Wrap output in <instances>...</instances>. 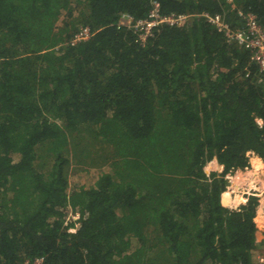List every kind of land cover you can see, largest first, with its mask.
<instances>
[{"label":"trees","instance_id":"obj_1","mask_svg":"<svg viewBox=\"0 0 264 264\" xmlns=\"http://www.w3.org/2000/svg\"><path fill=\"white\" fill-rule=\"evenodd\" d=\"M158 1L191 17L141 43L119 22L152 0H0V264H259V196L228 177L264 160V85L203 15L264 24V0ZM73 152L98 171L70 180Z\"/></svg>","mask_w":264,"mask_h":264},{"label":"built area","instance_id":"obj_2","mask_svg":"<svg viewBox=\"0 0 264 264\" xmlns=\"http://www.w3.org/2000/svg\"><path fill=\"white\" fill-rule=\"evenodd\" d=\"M233 1V0H229ZM152 10L148 18L136 21L132 15L124 14L119 23L133 28L139 33L138 41L145 43L153 35L154 29L161 24L170 26L182 25L191 16L161 14V3L158 0H152ZM214 27L221 32L228 42H235L240 47L249 52L251 61L259 69V83L264 85V24L260 23L253 11H236L238 21L231 23L226 14L203 15ZM193 17V16H192ZM121 27V25H120ZM91 30L88 27L81 28L71 39L72 46L89 39ZM259 264H264V253L257 256ZM43 257L27 258L21 264H44Z\"/></svg>","mask_w":264,"mask_h":264},{"label":"rangeland","instance_id":"obj_3","mask_svg":"<svg viewBox=\"0 0 264 264\" xmlns=\"http://www.w3.org/2000/svg\"><path fill=\"white\" fill-rule=\"evenodd\" d=\"M85 155H82L81 157H80V155H79V153L78 152H76V153H72L71 154V157H70V161H71V164H70V169H69V175H70V180H72L73 178H74V176H78L79 174H81V176L83 175L84 176V171L83 170H85V169H90L91 171H98V167H99V165H101L100 163H94V166H91V167H88L87 166V164H86V161H87V159H86V157H84ZM253 156V155H252ZM77 157H80L79 159H78V162H76V159H77ZM257 158V157H256ZM251 160V159H250ZM263 160V159H262ZM264 161V160H263ZM253 159H252V161H251V166L253 165ZM253 168H254V165H253ZM214 170H215V168L213 167V164H209V165H207L206 166V171H207V174L209 175L211 172H214ZM258 172H260V173H258ZM259 175V177L263 180V183H264V169L262 168L261 170H256L255 168H254V172L253 173H251L250 174V177H246V175L245 174H238L237 175V177L235 178V180H234V188H235V190H237L239 193H237V192H235L234 194H235V196L237 195H245V196H247V195H258L259 196V206L257 207V212H256V219L258 218V214H259V212H260V209L262 210L263 209V205H262V203H263V199H264V189H256V188H259V187H261V182H254V181H252L251 180V177H252V175H253V177H254V175ZM76 176V177H77ZM77 178H80V177H77ZM238 180H240V181H238ZM245 181H247L248 182V184L246 185V184H241V185H237L238 184V182H242V183H244ZM229 182H230V180H229ZM233 182V181H232ZM231 186V184L229 185V187ZM241 186H243V187H241ZM229 187L227 188V190L229 189ZM241 187V188H240ZM256 187V188H255ZM226 190V191H227ZM234 196V195H233ZM235 198V197H234ZM241 203L242 202H240L239 203V205L238 206H240L241 205ZM226 207H228V206H226ZM234 207H237V205H236V203L234 204V205H232V206H229L228 208L229 209H233ZM79 215L78 214H71V215H69V217H68V221H71V222H73V221H78V219H79ZM256 221V220H255ZM259 222V221H258ZM257 224V226H258V223H256ZM259 225H260V223H259ZM263 225V223L261 222V226H258V232H257V236L258 235H260V230H261V227L264 229V225ZM79 226V224L78 223H76V228ZM70 231H72V232H75L76 231V229H71ZM262 232V231H261ZM259 238V237H258ZM264 253V251L263 252H255L254 253V255H253V262L254 263H256V259H257V256L258 255H261V254H263ZM256 254H258V255H256Z\"/></svg>","mask_w":264,"mask_h":264},{"label":"crops","instance_id":"obj_4","mask_svg":"<svg viewBox=\"0 0 264 264\" xmlns=\"http://www.w3.org/2000/svg\"><path fill=\"white\" fill-rule=\"evenodd\" d=\"M234 1V0H233ZM205 14H208V15H211V14H209V13H205ZM220 14H224V13H220ZM216 15V14H215ZM232 15H235V14H232ZM228 21L229 22H231V23H235V20H234V18H229L228 17ZM233 21V22H232ZM210 23V22H209ZM233 23V24H234ZM214 26V25H213ZM226 39V38H225ZM244 49V48H243ZM244 51H245V49H244ZM247 52V51H246ZM258 121V124L262 127L263 125H264V122H263V120H257ZM253 155V156H252ZM249 157H250V167L249 168H247L246 170H237V171H235V172H233L232 174H230V176L228 177V179L230 180V184H231V187H233L234 185V180H235V178L237 177V175L240 173V174H245L246 175V177H250V174L251 173H253L254 172V168H253V165L251 166V161H252V159L254 158V157H259L258 155H256V154H254V153H249ZM260 158V157H259ZM262 159V158H261ZM209 164H213V167L215 168V170H214V172H218V173H220V172H222L223 171V167L222 166H220L219 165V163H218V161L215 159L213 162H211V163H209ZM208 164V165H209ZM205 170H206V168H205ZM207 172V171H206ZM258 173H260V172H258ZM251 180L252 181H254V182H261L262 184H263V186L262 187H259V189H264V183H263V180L259 177V175L257 174V175H254V177H253V175H252V177H251ZM233 181V182H232ZM238 181H240V180H238ZM260 183V184H261ZM241 184H248V182L247 181H245L244 183H242V182H238V184L237 185H241ZM249 185V184H248ZM241 187H243V186H241ZM240 187V188H241ZM232 190H234V188L232 189ZM235 192H238V191H235ZM234 195V194H233ZM234 197H235V195H234ZM222 200H223V197H222ZM263 202H264V199H263ZM222 203H223V201H222ZM224 205V204H223ZM262 205H263V203H262ZM225 206V205H224ZM232 206V205H231ZM260 213H264V208L261 210L260 209V212H259V214H258V218L256 219V223H258V226H261V222L263 223V225H264V221H262L263 219H264V215H260ZM262 217H263V219H262ZM262 219V220H261ZM259 221V222H258ZM259 223H260V225H259ZM262 225V226H263ZM264 227V226H263ZM262 231V232H261ZM258 237H259V239H262L263 240V238H264V229L261 227V230H260V235H258Z\"/></svg>","mask_w":264,"mask_h":264},{"label":"bare ground","instance_id":"obj_5","mask_svg":"<svg viewBox=\"0 0 264 264\" xmlns=\"http://www.w3.org/2000/svg\"><path fill=\"white\" fill-rule=\"evenodd\" d=\"M253 165H254V168L256 169V170H261L262 168L264 169V161L261 159V158H259V157H254L253 158ZM263 186V184L261 183V187ZM256 188V187H255ZM256 189H259V188H256ZM263 208H264V202H263ZM260 215L262 216V215H264V213H260ZM262 219H263V217H262ZM261 219V220H262ZM262 221H264V219L262 220Z\"/></svg>","mask_w":264,"mask_h":264}]
</instances>
